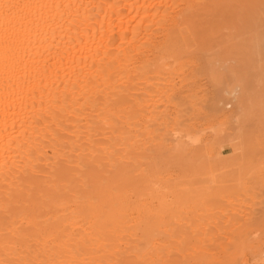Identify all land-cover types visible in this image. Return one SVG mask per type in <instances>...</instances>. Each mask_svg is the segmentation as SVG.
<instances>
[{"label": "bare ground", "instance_id": "1", "mask_svg": "<svg viewBox=\"0 0 264 264\" xmlns=\"http://www.w3.org/2000/svg\"><path fill=\"white\" fill-rule=\"evenodd\" d=\"M213 2L0 0V264L190 258L170 244L177 233L160 189L150 191L153 208L146 192L140 200L89 187L94 169L147 173L144 151L167 141L169 102L182 90L166 68L147 75L150 54L186 14ZM41 186L44 214L28 209Z\"/></svg>", "mask_w": 264, "mask_h": 264}, {"label": "rangeland", "instance_id": "2", "mask_svg": "<svg viewBox=\"0 0 264 264\" xmlns=\"http://www.w3.org/2000/svg\"><path fill=\"white\" fill-rule=\"evenodd\" d=\"M150 58L148 76L166 68L182 85L167 109V141L147 146L144 176L94 169L89 188L140 200L146 192L153 205L150 191L160 189L177 233L170 244L190 256L184 264H264V0L202 4ZM180 135L195 142H170ZM43 188L28 208L40 214L49 208Z\"/></svg>", "mask_w": 264, "mask_h": 264}]
</instances>
